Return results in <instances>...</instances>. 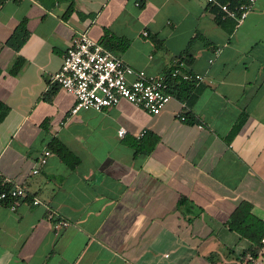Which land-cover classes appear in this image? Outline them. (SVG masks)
Masks as SVG:
<instances>
[{"label": "crops", "instance_id": "crops-1", "mask_svg": "<svg viewBox=\"0 0 264 264\" xmlns=\"http://www.w3.org/2000/svg\"><path fill=\"white\" fill-rule=\"evenodd\" d=\"M21 20L27 36L13 49L5 40ZM230 22L215 23L204 0H0V184L27 193L0 204V264L247 263L249 241L224 221L241 199L264 220V0ZM76 31L149 75L181 61L203 76L196 97L169 92L157 114L123 99L69 113L74 95L49 78ZM195 32L208 44L185 49ZM145 131L157 140L134 154L125 141ZM51 137L78 157L73 168ZM48 210L67 224L55 230ZM251 264H264V246Z\"/></svg>", "mask_w": 264, "mask_h": 264}, {"label": "built area", "instance_id": "built-area-1", "mask_svg": "<svg viewBox=\"0 0 264 264\" xmlns=\"http://www.w3.org/2000/svg\"><path fill=\"white\" fill-rule=\"evenodd\" d=\"M204 1L215 4L221 12V17L231 18L235 23L246 16L253 2L246 0L238 4H230L218 0ZM182 65L181 61L175 63L167 75H149L142 69H135L125 63L85 31H76L70 37L62 54L59 68L50 75L49 79L74 95L69 113L85 107L100 109L112 106L123 99L150 114H157L172 97L167 91V77H177L190 82L203 80L201 73L184 69ZM181 105L185 107L183 102ZM176 116L179 120L185 119V114L181 111L177 112ZM123 131L124 129L119 127L117 134L120 135ZM48 152V149H43L38 160L40 164L45 163ZM36 171V168L31 170L33 173ZM26 194L20 184L10 183L6 189L0 190V204H7L13 209L18 198ZM38 202L37 198L31 197V203ZM46 217L55 230L67 224L65 220L56 219L53 210H48ZM260 240L263 241L264 237ZM244 257L247 260L253 258L248 252Z\"/></svg>", "mask_w": 264, "mask_h": 264}, {"label": "trees", "instance_id": "trees-1", "mask_svg": "<svg viewBox=\"0 0 264 264\" xmlns=\"http://www.w3.org/2000/svg\"><path fill=\"white\" fill-rule=\"evenodd\" d=\"M220 2H229L230 4H238L244 2L246 0H218ZM71 3L65 9L64 15L69 13L72 10ZM206 9L211 14L212 19L218 25H222L221 12L215 4L206 3ZM227 18V17H224ZM234 20L231 19L229 27L227 30L230 31L234 25ZM27 36V30L25 28L24 21H19L15 27L13 28L11 34L5 40V43L13 49H17L21 43L25 40ZM195 39H201L204 44H208L207 40L195 32L190 40L186 44V48L191 44V42ZM119 43V47L123 48L127 44V39L123 37H114ZM153 42L155 44L158 43V40L154 39ZM107 47L106 44H103ZM21 61L17 59L13 62L10 67V72H15ZM167 91L170 92L174 97L179 100L184 101L187 105L190 104L197 95L199 90L198 86H194L192 82L185 81L179 79L177 77H167ZM8 107L2 101H0V121L5 116ZM242 122V117L240 116L236 122L233 124L231 131H235L237 127ZM157 140V136L152 132L145 131L138 138H127L126 143L130 145L134 154L143 152H149L154 146ZM47 147L54 152L58 158L68 167L73 168L78 163V157L71 152L59 139L56 137H51L47 143ZM8 184L2 183L0 184V190L6 189ZM9 201V200H8ZM185 201L183 196H180L177 200V203H182ZM224 224L228 227V229L236 232L240 237H243L249 241V246L246 250L252 257H255L260 248L264 246V240L260 239L264 237V220L258 216H256L251 210V203L245 199L239 200L233 209L228 214L227 218L224 221ZM246 264H251V260H247Z\"/></svg>", "mask_w": 264, "mask_h": 264}]
</instances>
